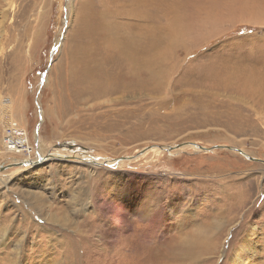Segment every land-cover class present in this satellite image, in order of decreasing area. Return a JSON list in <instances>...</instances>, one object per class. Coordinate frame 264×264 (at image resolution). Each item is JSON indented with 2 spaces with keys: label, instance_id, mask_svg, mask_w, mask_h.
<instances>
[{
  "label": "rangeland",
  "instance_id": "1",
  "mask_svg": "<svg viewBox=\"0 0 264 264\" xmlns=\"http://www.w3.org/2000/svg\"><path fill=\"white\" fill-rule=\"evenodd\" d=\"M171 2L190 8L192 27L165 26V10L150 6L160 16L155 50L142 53L149 40L132 22L139 54L105 89L71 67L89 36L85 7L93 25L106 11L121 22L131 0H0V166L11 165L0 171V264H153L140 253L146 233L160 243L157 264H264V0H235L215 22L200 17L211 6ZM119 32L97 31L107 40L90 56L118 55ZM9 123L48 161L17 166L26 152L5 150ZM139 188L177 196L179 209L159 231L155 205L119 238L122 204ZM192 220L202 230L218 223L208 248H183L193 233L178 230Z\"/></svg>",
  "mask_w": 264,
  "mask_h": 264
},
{
  "label": "bare ground",
  "instance_id": "2",
  "mask_svg": "<svg viewBox=\"0 0 264 264\" xmlns=\"http://www.w3.org/2000/svg\"><path fill=\"white\" fill-rule=\"evenodd\" d=\"M184 1H186V0H182L183 3H184ZM131 2H132V6L130 7V10L125 12V16H124L125 21H121V22L118 21L116 13H112V12L106 11L104 13L99 14V16L101 17V22L100 23H96L94 25H93V19L90 16L89 8L85 7L86 20L91 23L89 29H86V31H87L89 36H85V39L82 41V43L79 46L76 54L71 57V67L75 71H77V68L79 67L81 69V71L79 73H82V75H75V76H77V78L80 81H82L85 85H90L92 82H94V83H97L99 85H102V87H104L105 89L111 88L112 87L111 84H113V82H112L113 79H116V78L120 77L121 75H122V77L124 76V74L122 73L124 69L122 70V68H120V66H119V64H121L123 62L124 58L126 59V70L125 71H128L129 63L127 61L128 60L132 61L134 56L139 54V52H137L136 49L133 46H131L130 43L128 42V38H129L128 29H129V25L132 22L141 25V27L145 29L146 37L149 40L146 49L142 53L143 54H148V53H150V52L155 50L157 42H158L159 35L157 34V30L155 32L153 27L160 23V16H158V14L156 12L150 11V9H151L150 6L154 5L157 9L163 8L165 10V12H166L165 16L163 15L164 17L161 18V21L167 23V24H165V26H173V24H175V23L185 22L186 24H188V27H192V23H191L192 21L190 22V18H191L190 17L191 16L190 13L191 12H189L190 16L189 15H188L189 17L187 16V14H188L187 13V11H188L187 9H190L189 7L188 8H180L179 6L173 5L171 0H131ZM234 2H235V0L234 1L233 0H195V4H193V5H195V6L196 5L197 6H200V5L211 6L209 12H206V13L204 12L205 14L203 16L200 15V17L204 21L207 20L208 22L209 21H211V22L214 21L215 22L217 19H219L220 16L215 15L213 12L218 11V10L223 12L224 9L227 10V11H232L234 9L235 4H236ZM236 2L239 5L238 1H236ZM185 3H187V2H185ZM190 5H191V3H190ZM185 6L186 5H184V7ZM191 9H194V8H191ZM183 10H186V11H183ZM194 11H196V10H194ZM233 11H235V10H233ZM196 14H198V12ZM192 15H194V12H193ZM198 23H200V22H198ZM113 24H118L119 27H120V32H119L118 38H117V40L115 42V47L120 50L119 52L117 51L118 55H113V54L106 53L103 56V58L100 59V60L96 56H90V55L94 54L95 49H96V44H97V42L99 40H104V41L107 40V39H103L101 37H99L101 39H95V33L97 31H99L100 29L106 30V29L109 28L110 25H113ZM201 24H202V22H201ZM195 25H196V23H195ZM198 27H200V26H198ZM106 68H111V69L106 71ZM231 68H232V66H231ZM235 71H237V70H235ZM238 72H240L239 69H238ZM227 75H229V73ZM243 75L244 74H242V76ZM244 76H246V75H244ZM262 79H263V77H262ZM218 80H220V79L218 78ZM248 80H249L248 84L251 87L256 86L254 84L256 82L252 81V79L251 80L248 79ZM206 81H207V79H206ZM227 81H225V82H227ZM259 81H261V80H259ZM259 81H257V84H258ZM240 82H242V81H240ZM223 83H221V85H223ZM259 84H260V82H259ZM221 85H220V87H221ZM256 90H258V92H259V95L256 98L260 99V100L261 99L263 100V98H264V86H258L256 88ZM209 94H213V93H209ZM9 124H11V123H9ZM13 142H17L18 143L17 145L19 147H21V148L19 149V147H17V145L14 144ZM23 142H25V141H23V139H18V141H13V140H11L9 138V139L6 140V142L4 144L9 149L12 148V149H14L16 151L21 152V151H23V148H26L25 145L23 144ZM6 147H5V150H8V148H6ZM179 149H181V148H179ZM137 157H138V155H137ZM46 158L47 157H40V155L37 154V157H36L37 164L36 165L41 164V163H43L45 161H48ZM19 163L22 164V162H19ZM29 163H30V165H29L30 167L36 166V165H32L31 162H29ZM144 187H145V184H142V186L140 188L143 189ZM140 188L137 191L136 195L128 203L126 202V203L122 204L124 216H122V218H120V224L121 225L119 224L120 228L117 229V231H118L117 233H119V236H118L119 238L122 236V232L121 231L123 230V226L127 227L129 224H132V223L135 224V222H137L139 219L145 220L152 213V208L155 205L157 206V215L155 216V221L157 222V224H156V222H155V224L158 225V230L159 231H162L161 228H162L163 224L165 223V221L169 220L170 218H172L173 213L179 209V205L178 204L175 205V199H177V196L176 197H175V195L173 197L170 196V199H169V196H168L166 199H163L160 196V194H158L157 200L156 199H152V196L150 194H147L144 197H142ZM140 201L142 203H145V204L142 205L140 203ZM200 227H201V225H199L198 221H194V220H192V222H190L188 225H185L183 223L180 224V228L178 230L179 233L182 234L183 232H185L184 235L193 233V236L191 238H189L187 240V243L183 246L184 249L185 248L188 249L191 246H193L194 244H199L200 245V249L199 250L208 248L213 243V240H214L213 239V235H214L215 231L217 232L218 229L220 228V227H218V223H216L212 228L208 227L207 230H202ZM146 234H148L150 237H152V240L149 239L146 236L149 239L148 244L142 246L141 247L142 249L140 248V250H141L140 253L144 254V255H148L149 261L151 263H153V264H157L156 261L158 260L159 253H160L158 245L160 243L158 245H155V243H156L155 240L156 239L154 238V235L152 233L151 234L146 233ZM134 237H137L136 234H132V235L128 236V238L126 240L132 241V239ZM126 242H128V241H126ZM130 248H132V247H130ZM136 248H138V247H136ZM195 256H198V252L195 254ZM123 261H124V259H123Z\"/></svg>",
  "mask_w": 264,
  "mask_h": 264
},
{
  "label": "built area",
  "instance_id": "3",
  "mask_svg": "<svg viewBox=\"0 0 264 264\" xmlns=\"http://www.w3.org/2000/svg\"><path fill=\"white\" fill-rule=\"evenodd\" d=\"M9 138L11 140H13V141H18V139H23V141H25V142H23V144L25 145L26 148H23V152H26V158L23 161H21V162H28V163L31 162L32 163V161L34 159H36V158H34L33 150L32 149H29V147H28V144H27V140H26L24 131L21 128L17 127V124H15V123H12L8 127L7 133H6L5 137H4V141L3 142H5ZM13 143L16 144V145L18 144L17 142H13ZM17 147H19V146L17 145ZM6 148H8V147H6ZM20 148L21 147H19V149ZM17 154H19V153L17 152ZM30 158L31 159L34 158V159L27 160V159H30Z\"/></svg>",
  "mask_w": 264,
  "mask_h": 264
},
{
  "label": "water",
  "instance_id": "4",
  "mask_svg": "<svg viewBox=\"0 0 264 264\" xmlns=\"http://www.w3.org/2000/svg\"><path fill=\"white\" fill-rule=\"evenodd\" d=\"M190 143H188V144H181V145H177V146H173V147H169V149H175V148H178V147H182V146H185V145H189ZM192 145V144H191ZM168 149V148H167ZM203 151H210V150H213V148H211V149H206V148H201ZM236 152H238V153H241L244 157H248L243 151H241V150H238V149H234ZM146 150H143L142 152H141V154H143V152H145ZM140 154V155H141ZM134 158V156H132V157H127L126 159H133ZM119 160H121V159H116V160H114V162L115 161H119ZM111 162V161H110ZM32 163L35 165V164H37V159H34L33 161H32ZM112 163V162H111ZM17 164V166H19V167H27V166H29L30 164L28 163V162H22V164L21 163H16ZM11 165H8V166H0V171H4V170H6L8 167H10Z\"/></svg>",
  "mask_w": 264,
  "mask_h": 264
}]
</instances>
